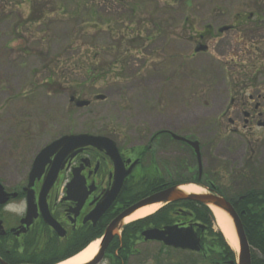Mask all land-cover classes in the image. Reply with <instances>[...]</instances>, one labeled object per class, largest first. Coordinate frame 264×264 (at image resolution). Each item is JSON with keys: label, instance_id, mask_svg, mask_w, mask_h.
Instances as JSON below:
<instances>
[{"label": "flooded vegetation", "instance_id": "af4514ba", "mask_svg": "<svg viewBox=\"0 0 264 264\" xmlns=\"http://www.w3.org/2000/svg\"><path fill=\"white\" fill-rule=\"evenodd\" d=\"M85 1L82 8L90 7L91 1ZM70 3L73 10L81 8V0H70ZM61 15L72 17L67 8L60 6V0H0V59L48 60L51 63L60 60L59 52L53 49L54 44L56 47L54 38L51 37L50 45L47 36L52 34ZM253 24L264 26V21L237 20L233 25L208 24L198 32L199 38L222 37L235 30L240 33L242 28ZM220 56H232L234 60L247 55L229 51L222 52ZM247 58L248 73L244 74L245 81L237 89L248 85L253 91L246 96L234 88L235 93L228 100L206 101V107L222 109L217 118L188 123L175 115L174 121L151 125L147 142L141 144H127L125 138L97 133L114 141L125 168H131L122 188L125 189L123 194L127 191V196H120L121 191L100 217L96 216V210L115 179L116 165L107 147L62 143L52 150L45 165L31 178L35 159L42 149L64 135L82 131L77 132L72 128L60 131L32 157L21 162L22 172L14 180L11 176L10 180L6 179L1 173L10 170L11 160L7 159L0 167V264H58L75 247L74 244L83 243L100 230L104 232L107 225L125 209L156 192L183 183H196L225 194L219 184L220 181H227L230 187L228 197L234 203L246 200V196H251L249 201L255 202L258 195L262 205L261 218L264 220L262 152L245 149L230 156L223 155L224 158L219 153L220 139L225 138L228 125L233 133L239 131V125L247 129L255 122L264 128L262 71L251 70L250 64L255 66L259 60L254 61L251 56ZM49 66L43 68L42 75L47 85H54L58 72ZM78 96L73 92L70 101L75 103ZM199 105V101L190 103L191 107ZM29 124L32 121L19 119L13 122L15 136L21 139L32 137V127H25ZM26 130L31 133H26ZM181 138L199 142L201 162L195 147ZM106 146L113 147L110 143ZM142 152L147 158H141ZM181 204V201L163 204V213L167 212L171 217L160 227L175 224L188 226L196 222ZM206 231V228L202 230L203 233ZM203 233L201 236H204ZM153 242L158 243L162 250L171 249L162 242Z\"/></svg>", "mask_w": 264, "mask_h": 264}, {"label": "rangeland", "instance_id": "374dc122", "mask_svg": "<svg viewBox=\"0 0 264 264\" xmlns=\"http://www.w3.org/2000/svg\"><path fill=\"white\" fill-rule=\"evenodd\" d=\"M133 1L126 0L125 3L131 4ZM135 1L140 7L136 16L130 13L131 5H127L120 8L127 13H121L120 18L112 20L111 24L106 25L101 17L93 16L91 24L82 28L83 21L87 19L81 16L88 13L87 8L94 5L108 7L109 3L116 0H92L90 7L81 8L80 14L76 15L70 0H60V6L67 8L73 15H61L60 22L47 38L50 45L51 37L54 38V52H59L64 59L67 55L64 57L62 51L68 45L78 47L81 44L79 56L83 62L86 58L83 52L88 50V46H92L90 55L94 58L101 45L106 47L116 44L117 41L111 39L112 36L107 32L110 26L116 34H128L130 31L127 28L136 27V32L143 25L158 35L156 45L148 46L146 53L136 55L134 68L139 69L136 77L98 79L94 85L87 84L83 88V92L78 95L81 99L91 101L88 106L78 107L70 102L71 94L76 89L78 93L82 90L71 85L70 77L67 80L59 78L54 85L46 84L42 73L48 60L0 59V167L7 159L11 160L10 170L0 171L6 179L10 180V176L12 180L19 177L23 167L21 162L32 157L45 142L68 128L77 132H104L119 139L125 138L127 144H141L147 142L151 125L174 121L175 115L188 123L217 118L222 109L206 107L205 102H223L233 96L234 88L244 83V74L248 73L247 56H251L254 61L259 60L255 66L250 64V67L251 70L262 71L264 80V29L253 33V30L242 28L240 33L235 30L222 37L205 36L204 40L198 37V32L203 31V27L208 24L233 25L238 15L249 13H253L255 18V11L261 8L264 0ZM111 9H115L114 12L119 10L116 7ZM102 10L104 12V8ZM105 12L110 11L105 8ZM140 20L146 23L142 24ZM254 20L249 19L248 22ZM94 24H99L101 28L92 29ZM200 41L209 46L207 52H195ZM229 51L247 56L234 60L232 56H220L222 52ZM101 52L102 55L96 60L97 65H100L101 60L104 63L114 60L111 55ZM70 59L74 60L72 57ZM236 82L239 84L236 85ZM240 89L237 91L246 96L253 91L248 85ZM262 90L264 92V85ZM97 95H104L105 99H97ZM192 101H199L201 105L191 107ZM19 119L32 121V124L25 125L26 128L32 127V137L21 139L15 136L12 123ZM39 120L41 122L37 124ZM225 123L228 124L226 120ZM239 126V131L233 133L228 125L225 138L220 139L219 153L222 158L223 155L230 156L245 149H257L264 155V128L256 122L247 129ZM29 131L25 132L31 133ZM36 132L38 135H35ZM219 185L229 195V183L220 181ZM214 230H217L215 224ZM137 248L139 253L131 258L129 264H185L188 259L187 254L172 251L158 254L162 260L157 262L159 244L140 241ZM101 264H111V261L105 259Z\"/></svg>", "mask_w": 264, "mask_h": 264}, {"label": "trees", "instance_id": "16d2710c", "mask_svg": "<svg viewBox=\"0 0 264 264\" xmlns=\"http://www.w3.org/2000/svg\"><path fill=\"white\" fill-rule=\"evenodd\" d=\"M125 1L126 0H116V2L108 4L107 8L109 11L114 7L119 8L118 12H111L114 13L116 17H113L111 14L108 15L110 19H113L114 21L120 18L121 13H127L122 9L120 10L123 5L126 6ZM95 9L98 11L93 9V15H100L99 11L102 8ZM135 9L136 8L130 9V13L133 16H135V13L137 12ZM249 14H246L242 19H255V22L264 21V4H262L260 9L255 11V18H250ZM140 21L142 24L146 23V21ZM106 23H108V21ZM147 25H149V23ZM142 27L143 25L140 29L136 30V32L134 31L135 27H129L127 28V30L130 31L128 34H116L115 31V37L111 35V39L117 41L116 44L109 45L107 49L108 54L114 58L111 62L104 63L103 60H101L100 65H97L96 60L102 54L101 51L103 48L97 49V53L94 54V58H91V55H86L88 58L84 59L83 62L80 61V59L60 60L58 64L59 78L67 80V77H70V79L74 82L75 87L82 88L80 91V93H82L83 88L87 84L92 86L96 83V81H98V79H128L129 77H136L139 71V69L134 68V65L136 64V55L138 53H146L152 43H158L159 40L157 38L158 35L154 32V30L151 31L150 28L148 29ZM252 28L258 29L261 28V26ZM80 48L81 46L75 48V52H79ZM66 53L68 56L73 54L72 46L68 51H66ZM80 79L83 80L80 81ZM183 205L193 212L194 219L201 221L208 226L210 233V237L204 239L206 246L205 252L207 253L206 256L189 252V256L185 264H229V261L235 260L236 254L226 243L223 234L220 231H213L212 214L208 207L191 201H185L183 202ZM240 207L247 211V214L243 216V223L248 238L251 244L262 253V255L257 253L253 254V264H264V220L261 218V206L256 203L243 202ZM170 217L169 213H163V211H160L155 215L127 225L124 228L122 239L119 240V238H116L114 240V248L111 250L112 254L115 256V251L119 249L120 255L117 257V264H121V260L128 262V258L133 252L132 248L136 241L140 238V233L145 227L153 225L160 226L164 222H169ZM100 234L101 231L89 237L83 245L66 255L65 258L77 253L89 241L95 239Z\"/></svg>", "mask_w": 264, "mask_h": 264}, {"label": "water", "instance_id": "95a60500", "mask_svg": "<svg viewBox=\"0 0 264 264\" xmlns=\"http://www.w3.org/2000/svg\"><path fill=\"white\" fill-rule=\"evenodd\" d=\"M205 49L206 46H201L197 48V51L205 50ZM97 98L104 99L105 96L98 95ZM88 104L89 101H85V100H79L77 102V106L80 107H83ZM65 142H74L77 145H94L99 148L107 147L108 149L109 147L106 146L107 143H110L113 146L115 144L112 140H109L105 137L96 136L89 133L64 136L58 139L57 141L53 142L45 149H43L41 153L37 156V159L34 163L33 175L37 174L38 171L45 165L46 159L50 155L52 150L58 145ZM193 144L196 147L198 155L200 156L197 143H193ZM109 153L112 155V157L116 162L117 176L115 179L113 190L104 199L98 211L99 213H102L106 209V207L115 199L116 195L119 193L121 189L124 177L131 171V168L129 170H125L121 158L119 156L118 150L115 147H113L112 149L110 148ZM182 187L183 185L174 186L165 189L161 192H158L153 196H151L150 198H147L137 203L136 205H134L133 207L122 213L107 228L101 249L99 250L97 256L91 262L85 264H98L102 260L105 254V250L108 247L110 241L116 235L117 230L122 226L121 220L124 217L132 214L137 209L146 206L148 204L157 203L161 201H177L182 199L195 200L204 203L209 207L215 206L225 211L233 221L236 238L238 239L239 242L238 264H252V253H251L250 243L248 241L242 219L235 210L233 204L229 200L225 199L224 197L216 193L186 192L181 189ZM196 225L199 226L198 224ZM142 234L143 236H145L146 240L148 239L160 240V241H164L167 245H171L176 248L189 249L193 251L201 250V240L198 237L197 233L195 232L193 226L179 227L178 225H173V226H165L163 229L151 228L143 231ZM231 264H237V263L232 261Z\"/></svg>", "mask_w": 264, "mask_h": 264}, {"label": "bare ground", "instance_id": "6f19581e", "mask_svg": "<svg viewBox=\"0 0 264 264\" xmlns=\"http://www.w3.org/2000/svg\"><path fill=\"white\" fill-rule=\"evenodd\" d=\"M181 189L186 192H196V193L204 192L203 188L196 186V185L183 186ZM161 206L162 204H159V203H154L151 205L144 206L138 209L136 212H134L131 216L127 217L125 219V222H132L134 220H137V219L146 217L150 214H153L157 210H159ZM210 209L214 216L216 228L221 230V232L224 234L230 246L235 251H239V242H238V239L236 238V233H235L232 219L229 217V215L225 211L215 206H211ZM99 242H100L99 240L93 241L83 251H81L74 257L67 259L61 264H84L90 261L95 256V254L98 252Z\"/></svg>", "mask_w": 264, "mask_h": 264}]
</instances>
